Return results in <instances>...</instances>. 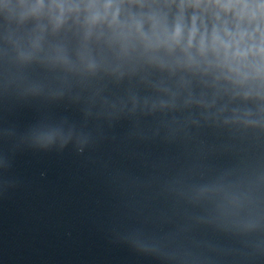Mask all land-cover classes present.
<instances>
[{
    "label": "clouds",
    "instance_id": "clouds-1",
    "mask_svg": "<svg viewBox=\"0 0 264 264\" xmlns=\"http://www.w3.org/2000/svg\"><path fill=\"white\" fill-rule=\"evenodd\" d=\"M0 14L22 36L7 31L22 63L41 53L50 63L71 67L63 44L48 35L75 30L77 56L89 70L97 67L92 44L117 60L144 61L171 74L177 71L224 85L233 98L252 101L264 114V0H0ZM253 113L238 119L250 123Z\"/></svg>",
    "mask_w": 264,
    "mask_h": 264
}]
</instances>
